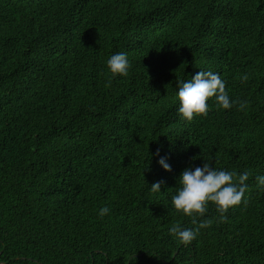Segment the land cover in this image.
Here are the masks:
<instances>
[{"label":"trees","instance_id":"trees-1","mask_svg":"<svg viewBox=\"0 0 264 264\" xmlns=\"http://www.w3.org/2000/svg\"><path fill=\"white\" fill-rule=\"evenodd\" d=\"M200 70L236 103L187 121L177 80ZM206 162L248 173L224 220L171 206ZM262 175L264 0H0V264H264Z\"/></svg>","mask_w":264,"mask_h":264},{"label":"clouds","instance_id":"clouds-1","mask_svg":"<svg viewBox=\"0 0 264 264\" xmlns=\"http://www.w3.org/2000/svg\"><path fill=\"white\" fill-rule=\"evenodd\" d=\"M109 72L113 77H125L128 75L130 62L127 54L118 52L112 54L106 61ZM247 79V75L241 77ZM178 97L177 113L182 119L191 121L194 116H206L209 111V99H214L215 103L222 109H229L236 103L230 100L225 90V82L220 74L211 70H200L189 80H177ZM245 103H240L239 108L244 110ZM156 155H159L157 151ZM193 159H196L195 157ZM158 163L166 170L171 171V166L166 162L165 157H160ZM248 173H235L225 171L210 166V163H203L202 166L194 168H185L178 178V187L175 194L171 197V206L181 211L187 216H203L207 210L209 202L215 204L216 209L221 213V220L226 219L224 215L230 208L241 203L247 188L246 181ZM163 181H157L151 184L152 193L161 192ZM257 184L264 187V175L257 177ZM247 202L246 200L244 201ZM107 206L99 209L101 217L108 214ZM196 223V220H193ZM208 221H200V227H207ZM199 229L181 228L179 225H173L169 232L182 244H189L193 241Z\"/></svg>","mask_w":264,"mask_h":264}]
</instances>
